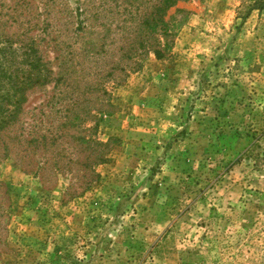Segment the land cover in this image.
<instances>
[{
	"label": "rangeland",
	"instance_id": "1",
	"mask_svg": "<svg viewBox=\"0 0 264 264\" xmlns=\"http://www.w3.org/2000/svg\"><path fill=\"white\" fill-rule=\"evenodd\" d=\"M128 1L0 0L5 34L39 38L54 75L70 56L73 80L28 96L33 170L0 159V264H264V9L179 0L163 56L123 71ZM65 88L91 115L32 149L35 125L60 127Z\"/></svg>",
	"mask_w": 264,
	"mask_h": 264
},
{
	"label": "trees",
	"instance_id": "2",
	"mask_svg": "<svg viewBox=\"0 0 264 264\" xmlns=\"http://www.w3.org/2000/svg\"><path fill=\"white\" fill-rule=\"evenodd\" d=\"M177 1L179 0H139V12L137 13L132 11L134 4H130L131 9L128 7L129 4L126 5L125 13L129 19H134L136 24L132 30L133 36L127 32L128 34L119 47V50L122 49V53L115 67H120L123 71L127 67L128 70L138 68L141 54L145 51H152L157 57L163 56L167 48L166 38L171 34L169 28L171 16L166 20L165 12ZM128 2L132 3L130 0ZM255 5L258 9H264V0H258ZM140 6L143 8H141L142 10H140ZM3 25L5 24L0 23V159L9 158L14 153L13 162L32 171L33 168H27L24 160L23 147L24 143L28 142L23 135L24 126L21 119L24 105L30 93L36 89L44 88L52 82L54 83L52 88H57V90L60 86L71 85L73 81L72 58L62 52L59 73L54 75L51 61L42 54L39 38L27 34V30H16L11 34H5ZM59 44L62 46L63 42H59ZM122 59H126L128 62L124 63L125 61ZM93 84H96V89L107 94V90L102 87L98 78ZM88 87L90 84L85 86V90L88 91ZM61 95L67 96L69 99L67 98L60 110V115L62 114L60 127L55 131L48 129V134H40L38 132L39 125H35L32 130L33 136L30 139L32 149L35 150L41 143L46 145L48 142H56V138L63 133L62 128L68 124L78 126L88 115H91L89 107L77 108L79 105L85 104V99L82 101L78 98L75 99V95L69 88H65L63 93L59 91L55 97H52L51 108L57 106L56 100ZM106 105L108 106L110 103L107 102ZM96 144L104 146L99 142ZM106 156V150L102 149L94 157V163L104 161ZM53 160V163L57 165V160ZM55 169L58 168L55 167ZM39 170L40 167H37L35 173Z\"/></svg>",
	"mask_w": 264,
	"mask_h": 264
}]
</instances>
